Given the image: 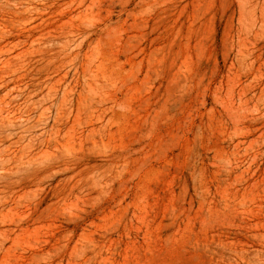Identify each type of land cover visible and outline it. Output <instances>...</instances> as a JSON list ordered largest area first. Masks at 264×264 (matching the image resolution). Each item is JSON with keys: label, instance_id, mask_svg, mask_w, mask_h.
I'll return each instance as SVG.
<instances>
[{"label": "rangeland", "instance_id": "374dc122", "mask_svg": "<svg viewBox=\"0 0 264 264\" xmlns=\"http://www.w3.org/2000/svg\"><path fill=\"white\" fill-rule=\"evenodd\" d=\"M0 264H264V0H0Z\"/></svg>", "mask_w": 264, "mask_h": 264}]
</instances>
